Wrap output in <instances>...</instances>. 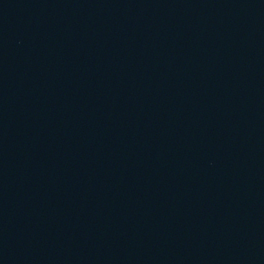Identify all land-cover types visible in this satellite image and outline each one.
I'll return each mask as SVG.
<instances>
[{
    "label": "water",
    "instance_id": "1",
    "mask_svg": "<svg viewBox=\"0 0 264 264\" xmlns=\"http://www.w3.org/2000/svg\"><path fill=\"white\" fill-rule=\"evenodd\" d=\"M28 0H0V19Z\"/></svg>",
    "mask_w": 264,
    "mask_h": 264
}]
</instances>
